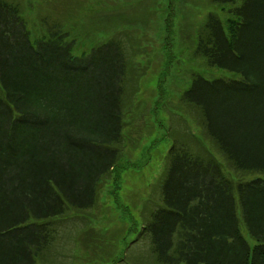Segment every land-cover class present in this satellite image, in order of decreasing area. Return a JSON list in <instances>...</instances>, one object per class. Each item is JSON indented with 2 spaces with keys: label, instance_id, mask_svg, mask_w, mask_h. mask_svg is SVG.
Returning a JSON list of instances; mask_svg holds the SVG:
<instances>
[{
  "label": "trees",
  "instance_id": "16d2710c",
  "mask_svg": "<svg viewBox=\"0 0 264 264\" xmlns=\"http://www.w3.org/2000/svg\"><path fill=\"white\" fill-rule=\"evenodd\" d=\"M54 1L0 0V264H56L62 219L90 213L102 180L135 166L120 160L140 50L114 16L71 31L47 15L32 37L30 17ZM199 1L211 8L191 44L198 75L170 100L161 205L141 233L155 264H264V0Z\"/></svg>",
  "mask_w": 264,
  "mask_h": 264
},
{
  "label": "rangeland",
  "instance_id": "374dc122",
  "mask_svg": "<svg viewBox=\"0 0 264 264\" xmlns=\"http://www.w3.org/2000/svg\"><path fill=\"white\" fill-rule=\"evenodd\" d=\"M85 1L90 13L72 6L65 13L63 0L48 3L51 10L42 4L41 22L30 17L31 35L45 32L47 15L51 18L47 22H62L60 26H69L71 31L81 28L85 14L95 24L106 16L115 17L116 33L123 40L130 39L140 50L134 58L139 77L134 94L137 104L125 114V148L120 160L135 166L125 164L126 168L114 173L113 179L109 176L102 180L98 202L90 213L62 219L54 257L56 264H155V255L141 227L161 205L160 176L172 140L168 127L170 120L179 121L178 109L171 106L170 100L179 98L192 75H198V56L192 54L191 44L195 43L202 14L211 6L199 0ZM82 2L76 0V4ZM107 3L114 8H106ZM64 14L61 21L53 18H63ZM101 26L105 27V23ZM82 43L90 49L92 40L85 37ZM156 100L159 103L155 104ZM193 128L200 132L198 126ZM225 170L229 168L225 166ZM61 243H66L62 254L58 253Z\"/></svg>",
  "mask_w": 264,
  "mask_h": 264
},
{
  "label": "crops",
  "instance_id": "0c3cea01",
  "mask_svg": "<svg viewBox=\"0 0 264 264\" xmlns=\"http://www.w3.org/2000/svg\"><path fill=\"white\" fill-rule=\"evenodd\" d=\"M59 239H57V241H58ZM61 240V239H60ZM66 243H61V244H59V249H58V253H61L62 254V251H63V247H64V245H65ZM56 248H57V245L54 247V249L52 250V252L55 254V251H56ZM64 255H67V253H65ZM64 255H61V256H64ZM63 264H65V263H63Z\"/></svg>",
  "mask_w": 264,
  "mask_h": 264
}]
</instances>
